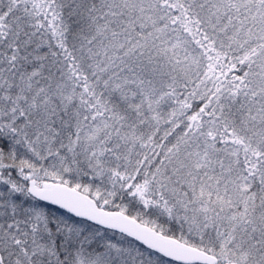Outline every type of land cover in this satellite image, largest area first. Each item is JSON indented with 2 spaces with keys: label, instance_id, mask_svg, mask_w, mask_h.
I'll use <instances>...</instances> for the list:
<instances>
[{
  "label": "snow or ice",
  "instance_id": "6c2138e0",
  "mask_svg": "<svg viewBox=\"0 0 264 264\" xmlns=\"http://www.w3.org/2000/svg\"><path fill=\"white\" fill-rule=\"evenodd\" d=\"M0 264H264V0H0Z\"/></svg>",
  "mask_w": 264,
  "mask_h": 264
}]
</instances>
